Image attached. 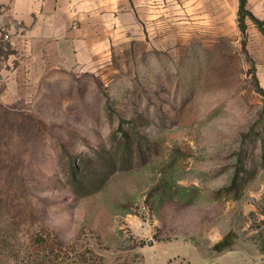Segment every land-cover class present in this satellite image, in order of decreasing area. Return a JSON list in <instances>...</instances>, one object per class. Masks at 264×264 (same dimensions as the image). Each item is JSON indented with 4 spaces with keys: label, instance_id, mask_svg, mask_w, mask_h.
Masks as SVG:
<instances>
[{
    "label": "rangeland",
    "instance_id": "rangeland-1",
    "mask_svg": "<svg viewBox=\"0 0 264 264\" xmlns=\"http://www.w3.org/2000/svg\"><path fill=\"white\" fill-rule=\"evenodd\" d=\"M151 1L85 62L0 8V264H264V0Z\"/></svg>",
    "mask_w": 264,
    "mask_h": 264
},
{
    "label": "crops",
    "instance_id": "crops-1",
    "mask_svg": "<svg viewBox=\"0 0 264 264\" xmlns=\"http://www.w3.org/2000/svg\"><path fill=\"white\" fill-rule=\"evenodd\" d=\"M0 8L21 52L81 62L102 54L127 20L159 13L151 0H0Z\"/></svg>",
    "mask_w": 264,
    "mask_h": 264
},
{
    "label": "trees",
    "instance_id": "trees-1",
    "mask_svg": "<svg viewBox=\"0 0 264 264\" xmlns=\"http://www.w3.org/2000/svg\"><path fill=\"white\" fill-rule=\"evenodd\" d=\"M72 170H73L74 175H77V173H78V168H73ZM226 242H227V241L221 242L220 244H218V245L216 246V248H217L218 250H220L222 247L226 246Z\"/></svg>",
    "mask_w": 264,
    "mask_h": 264
},
{
    "label": "built area",
    "instance_id": "built-area-1",
    "mask_svg": "<svg viewBox=\"0 0 264 264\" xmlns=\"http://www.w3.org/2000/svg\"><path fill=\"white\" fill-rule=\"evenodd\" d=\"M2 39H3L4 41H8V40H9V35H3V36H2Z\"/></svg>",
    "mask_w": 264,
    "mask_h": 264
}]
</instances>
